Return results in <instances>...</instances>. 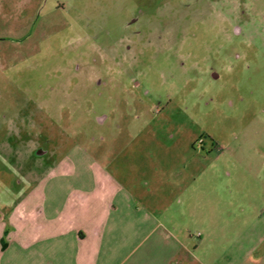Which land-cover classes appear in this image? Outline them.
<instances>
[{
	"label": "rangeland",
	"instance_id": "374dc122",
	"mask_svg": "<svg viewBox=\"0 0 264 264\" xmlns=\"http://www.w3.org/2000/svg\"><path fill=\"white\" fill-rule=\"evenodd\" d=\"M17 141L45 152L0 150V208L37 157L45 170L80 146L208 160L193 188L209 204L246 207L226 214L239 223L253 199L264 212V0H0V143Z\"/></svg>",
	"mask_w": 264,
	"mask_h": 264
},
{
	"label": "crops",
	"instance_id": "0c3cea01",
	"mask_svg": "<svg viewBox=\"0 0 264 264\" xmlns=\"http://www.w3.org/2000/svg\"><path fill=\"white\" fill-rule=\"evenodd\" d=\"M0 150L22 160L45 152L31 141ZM37 158L42 171L0 208V264H264V212L255 200L239 223L226 214L246 207L222 196L209 204L208 191L193 188L208 160L118 163L80 146L45 170Z\"/></svg>",
	"mask_w": 264,
	"mask_h": 264
},
{
	"label": "flooded vegetation",
	"instance_id": "af4514ba",
	"mask_svg": "<svg viewBox=\"0 0 264 264\" xmlns=\"http://www.w3.org/2000/svg\"><path fill=\"white\" fill-rule=\"evenodd\" d=\"M100 82V81H99Z\"/></svg>",
	"mask_w": 264,
	"mask_h": 264
}]
</instances>
